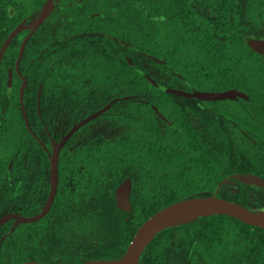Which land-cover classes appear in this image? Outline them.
<instances>
[{"label":"trees","instance_id":"obj_1","mask_svg":"<svg viewBox=\"0 0 264 264\" xmlns=\"http://www.w3.org/2000/svg\"><path fill=\"white\" fill-rule=\"evenodd\" d=\"M63 3L68 6V0ZM38 8L27 0L9 14L8 4H0V45L20 19ZM112 8L117 14H111V26L99 18L85 24L96 30L95 43L78 61L81 68H90L87 55L91 59L93 54L94 79L106 86L98 87L102 93H94L93 102L63 106L74 109L73 122L115 96L134 97L114 102L97 117L82 149L64 151L61 159H85L96 171L75 193L63 178V191L53 205L103 210L94 217L110 224L111 236L100 249L106 259L121 256L138 226L174 201L210 195L233 172L255 173L264 181V56L247 44L249 37L264 38V0H112ZM64 14V29L80 23L74 13ZM104 39L111 43L109 54ZM13 43L0 71L14 61ZM146 75L186 90L236 88L249 98L186 97L151 85ZM34 102H25L30 117ZM13 112L22 119L17 101ZM47 121L52 131L57 120L49 114ZM122 181L132 183L134 214L129 219L122 218L115 201ZM226 184L219 196L264 208V189L238 181L235 188ZM140 264H264V228L227 214L200 216L159 232Z\"/></svg>","mask_w":264,"mask_h":264},{"label":"flooded vegetation","instance_id":"obj_2","mask_svg":"<svg viewBox=\"0 0 264 264\" xmlns=\"http://www.w3.org/2000/svg\"><path fill=\"white\" fill-rule=\"evenodd\" d=\"M44 1L34 0L39 4V8L33 11L30 18L20 19L15 26L22 21H25L26 24L30 23L38 15ZM53 1L55 6L34 31L30 35V28L17 32L3 54L4 57L14 42L13 45L17 48L14 61L11 64L7 62V65L0 71V264H21L27 261L76 264L93 259L108 260L100 256V249L101 243L111 236L107 231L110 224L103 225L94 217L96 213L103 210L80 207L55 208L53 205L58 195L63 191V178L64 186L75 193L78 188L87 185L85 179L95 173L96 170L92 167L94 163L91 164L85 159L64 160L61 159V156L66 150L76 153L78 149H82L88 141L90 133L96 129L94 120L102 116L112 106L80 125L64 142L59 150L57 160L56 194L51 206L46 210L44 207L48 200L53 174L49 158V153H52L51 139L54 138L59 142L76 123L95 111L72 122L74 109H64L63 105L93 102L95 100L94 93H102L98 87L103 84L106 86L107 83L96 82L94 79L93 54L91 59L87 55L90 68L79 66L78 61L84 51L91 52L89 46L95 43L93 35L96 30L85 24L91 22L93 18H99L111 26L113 23L111 14L116 15L117 9L112 8V0H68L67 7H64L63 0ZM186 1L191 4L202 0ZM5 3L8 4V13L14 14L15 6L17 4L27 5V0H7L6 2L0 0V4ZM64 11L74 13L80 23L76 20L78 24L74 23V27L64 29ZM15 26L10 29L7 35ZM83 30L86 31L81 32ZM105 35L111 40L109 34ZM27 36L17 64L21 44ZM34 36L35 38L30 42ZM102 43L106 46L104 51L109 54L111 43L106 39ZM86 57L84 60L87 59ZM34 70L37 72L38 79H34L37 76L32 73ZM10 73L11 81H9ZM16 75L20 78L19 81L16 79ZM23 78L25 85L22 103L26 110L28 125L20 102ZM108 94L110 92H107L105 97L102 96L99 101H105ZM124 96L126 95L115 96L118 99L114 102L128 99ZM132 97L134 95L130 98ZM113 98L105 102L104 105ZM26 100L31 103L35 100L37 108L36 112L32 111L31 117L25 106ZM16 101L21 109L22 119L19 114L13 112ZM32 109L34 108L32 107ZM49 114L57 120L52 131H50L47 121ZM22 122L25 130L22 128ZM54 132L57 133V136ZM229 181L236 182L237 180L230 179ZM123 182L131 185L129 195L131 202L132 183L122 181L116 188ZM117 209L123 219L133 217V208L131 216L125 215L118 206Z\"/></svg>","mask_w":264,"mask_h":264},{"label":"water","instance_id":"obj_3","mask_svg":"<svg viewBox=\"0 0 264 264\" xmlns=\"http://www.w3.org/2000/svg\"><path fill=\"white\" fill-rule=\"evenodd\" d=\"M54 6H55V2L53 0H45L38 15L30 23L26 24L25 21H22L11 30V32L7 35V37L5 38V40L3 41L0 47V62L8 44L10 43L12 38L16 35V33L22 29L30 28L31 29L29 33L30 35L34 31V29L49 15V13L51 12ZM28 36L25 37V39L21 44V48L17 57V64L19 62V59L23 51L24 42L28 38ZM247 44L249 45L250 48H252L256 52L264 56L263 38L249 37L247 39ZM146 76L150 79L151 85L158 86L165 91L183 96L196 97L204 100H218L225 98L236 99L238 97L249 98L247 93L236 88H228L221 91L199 90V89L188 91L185 89H179V88L163 85L160 82L156 81L155 79L149 77L148 75ZM9 81H11V73L9 75ZM24 85H25V79L20 89V102L26 123L28 125L26 110L22 103ZM131 96L132 95H126L124 96V98H130ZM116 99H118V97L113 98L107 104L103 105L99 109L90 113L85 118L81 119L70 129V131L66 135H64L60 139L59 142L56 141L54 138L51 139L52 153L51 152L49 153V158L52 163L53 174L51 177L50 192L44 210L48 209L51 206L56 194L57 183H58L57 160H58L60 148L62 147L64 142H66V140L70 137V135L75 129H77L80 125H82L86 121L103 113L105 110L110 108ZM161 116L163 119L167 120V118L162 114ZM230 179H235L244 184L256 185L264 189V181L261 178V176L250 172H233L230 175L223 178L218 183L216 189L213 191L212 194L193 195L188 198L174 201L160 208L152 215H150L148 218H146L135 231L124 254L121 255L119 258L108 259V260L93 259L89 261L79 262L76 264H139L141 255L143 254L146 246L153 240V238L159 232L173 225L194 220L200 216L227 214L239 220H242L248 224L256 225L264 228V211L248 208L247 206L237 201H233L231 199L218 195L221 187ZM130 188L131 185L129 183L123 182L116 188V192H115L117 206L127 216L132 215L131 202L129 199ZM21 264H50V263L27 261Z\"/></svg>","mask_w":264,"mask_h":264},{"label":"rangeland","instance_id":"obj_4","mask_svg":"<svg viewBox=\"0 0 264 264\" xmlns=\"http://www.w3.org/2000/svg\"><path fill=\"white\" fill-rule=\"evenodd\" d=\"M227 187H230V188H235L236 184L234 181H228L227 184H226ZM258 210H262L264 211V208H261V209H258Z\"/></svg>","mask_w":264,"mask_h":264}]
</instances>
